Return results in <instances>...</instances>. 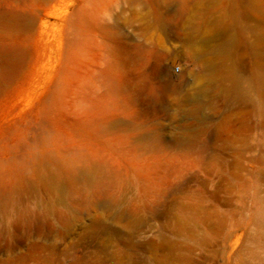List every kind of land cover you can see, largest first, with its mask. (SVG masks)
Listing matches in <instances>:
<instances>
[{
    "label": "rangeland",
    "instance_id": "374dc122",
    "mask_svg": "<svg viewBox=\"0 0 264 264\" xmlns=\"http://www.w3.org/2000/svg\"><path fill=\"white\" fill-rule=\"evenodd\" d=\"M0 264H264V0H0Z\"/></svg>",
    "mask_w": 264,
    "mask_h": 264
},
{
    "label": "bare ground",
    "instance_id": "6f19581e",
    "mask_svg": "<svg viewBox=\"0 0 264 264\" xmlns=\"http://www.w3.org/2000/svg\"><path fill=\"white\" fill-rule=\"evenodd\" d=\"M206 44H207L206 41H201V45H202V47H204ZM185 99H186V100H191V99H193V98H192L191 96H189V97H185Z\"/></svg>",
    "mask_w": 264,
    "mask_h": 264
}]
</instances>
